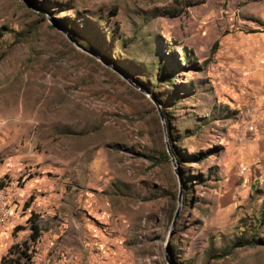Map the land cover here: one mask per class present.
<instances>
[{"label": "rangeland", "instance_id": "1", "mask_svg": "<svg viewBox=\"0 0 264 264\" xmlns=\"http://www.w3.org/2000/svg\"><path fill=\"white\" fill-rule=\"evenodd\" d=\"M187 1L0 0V259L264 264V0Z\"/></svg>", "mask_w": 264, "mask_h": 264}, {"label": "trees", "instance_id": "2", "mask_svg": "<svg viewBox=\"0 0 264 264\" xmlns=\"http://www.w3.org/2000/svg\"><path fill=\"white\" fill-rule=\"evenodd\" d=\"M203 0H188L187 6H193L198 3H202ZM164 159H168L167 153L162 156ZM5 185L0 184V189L4 188ZM30 239L32 242H36L39 236V230L36 225H31ZM32 255L29 251V245L27 242L22 244L15 243L7 251V253L1 257L0 264H29L31 262Z\"/></svg>", "mask_w": 264, "mask_h": 264}, {"label": "built area", "instance_id": "3", "mask_svg": "<svg viewBox=\"0 0 264 264\" xmlns=\"http://www.w3.org/2000/svg\"><path fill=\"white\" fill-rule=\"evenodd\" d=\"M246 168L242 169V172ZM19 197L9 188L0 189V228H5L17 215Z\"/></svg>", "mask_w": 264, "mask_h": 264}, {"label": "water", "instance_id": "4", "mask_svg": "<svg viewBox=\"0 0 264 264\" xmlns=\"http://www.w3.org/2000/svg\"><path fill=\"white\" fill-rule=\"evenodd\" d=\"M69 39H70V38H69ZM151 99H152L153 103H154L155 105H157V108H158V105H159L158 100H157L154 96H151ZM158 113H159V117H160L161 122H162L163 119H164V117H163V114L161 113V111L159 110V108H158ZM162 123H163V122H162ZM163 130H164V132H166L165 127H163ZM166 147H167V155H168L169 159L171 160V162H172V164H173V167H174L175 171L177 172V175H178V177H179L180 187H181L183 181H182V178L180 177V173L177 171L176 160H175V157H174V155H173V153H172V151H171V149H170L169 144H168L167 141H166ZM180 195H181V188H180L179 197H178L179 207H180ZM178 214H179V209L177 210V212H176V214H175V216H174V220H173L172 226H174V224H175V220H176V218L178 217ZM167 250H169V249H167Z\"/></svg>", "mask_w": 264, "mask_h": 264}, {"label": "crops", "instance_id": "5", "mask_svg": "<svg viewBox=\"0 0 264 264\" xmlns=\"http://www.w3.org/2000/svg\"><path fill=\"white\" fill-rule=\"evenodd\" d=\"M258 44H263V43H262V42H260V43L258 42ZM238 45H239V43H238ZM7 226H8V225H7ZM7 226H6V227H7Z\"/></svg>", "mask_w": 264, "mask_h": 264}]
</instances>
